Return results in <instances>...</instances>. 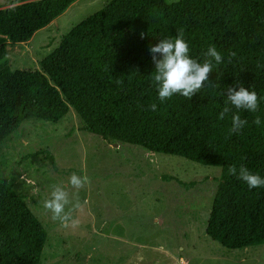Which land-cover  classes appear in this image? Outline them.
Returning <instances> with one entry per match:
<instances>
[{"label":"trees","instance_id":"obj_1","mask_svg":"<svg viewBox=\"0 0 264 264\" xmlns=\"http://www.w3.org/2000/svg\"><path fill=\"white\" fill-rule=\"evenodd\" d=\"M76 1L0 8V148L27 118L57 123L72 109L82 131L111 144L219 167L206 235L227 250L264 245V188L249 190L228 173L243 165L264 177V0H111L72 28L40 70H11L7 44L30 41ZM180 32L198 62L210 46L222 54L209 74L219 87L205 84L191 100L174 95L161 103L150 48ZM238 85L261 98L256 113L227 102V89ZM225 106L231 112L220 120ZM237 111L248 124L231 133ZM46 238L23 198L0 182V264H39Z\"/></svg>","mask_w":264,"mask_h":264},{"label":"rangeland","instance_id":"obj_2","mask_svg":"<svg viewBox=\"0 0 264 264\" xmlns=\"http://www.w3.org/2000/svg\"><path fill=\"white\" fill-rule=\"evenodd\" d=\"M20 1L0 0V8ZM110 1L78 0L30 41L7 44L8 66L40 70L72 28ZM81 129L72 109L57 123L27 118L0 148V182L47 232L39 264H264V245L227 250L206 235L219 167L111 144ZM73 173L90 180L72 190L73 202L83 205L73 213L80 221L74 229L43 207L52 186Z\"/></svg>","mask_w":264,"mask_h":264},{"label":"clouds","instance_id":"obj_3","mask_svg":"<svg viewBox=\"0 0 264 264\" xmlns=\"http://www.w3.org/2000/svg\"><path fill=\"white\" fill-rule=\"evenodd\" d=\"M143 38V34H141ZM190 49L188 43L184 40L183 32H180L176 38L161 39L159 43L150 48V54L155 72L153 73V83L158 92V99L161 103L171 99L174 95L183 96L189 100L192 99L205 84L207 88H218L209 83V74L213 72L214 63L219 65L223 62V56L213 45L203 54L205 59L203 63L198 62L189 55ZM236 53L231 52L229 57H235ZM239 90L230 87L227 89V102L237 110L256 113L259 109L260 97L255 91L246 90L242 85H238ZM156 104L150 105L152 111H156ZM231 112V108L225 106L220 112L218 119L223 120ZM231 133H239L247 124L246 119H242L239 111L232 115ZM253 124L260 126L262 120L259 116L253 120ZM231 176L245 182L249 190L254 188H264V177L251 172L247 167L241 165L237 169L236 165L228 168ZM90 184L89 177L86 175L71 174L67 183L61 182L52 186L49 198L43 201L44 209L51 214V219L64 228H76L79 226V219L74 218L73 213L77 209H82L83 205L76 200L73 202L72 190L77 192Z\"/></svg>","mask_w":264,"mask_h":264},{"label":"crops","instance_id":"obj_4","mask_svg":"<svg viewBox=\"0 0 264 264\" xmlns=\"http://www.w3.org/2000/svg\"><path fill=\"white\" fill-rule=\"evenodd\" d=\"M9 6V5H8ZM4 7H7V6H4ZM4 7H2V8H4ZM159 248V247H158Z\"/></svg>","mask_w":264,"mask_h":264}]
</instances>
